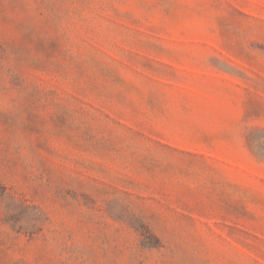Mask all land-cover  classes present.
Listing matches in <instances>:
<instances>
[{
	"label": "rangeland",
	"instance_id": "rangeland-1",
	"mask_svg": "<svg viewBox=\"0 0 264 264\" xmlns=\"http://www.w3.org/2000/svg\"><path fill=\"white\" fill-rule=\"evenodd\" d=\"M0 264H264V0H0Z\"/></svg>",
	"mask_w": 264,
	"mask_h": 264
}]
</instances>
